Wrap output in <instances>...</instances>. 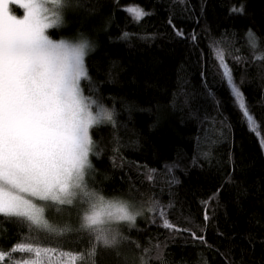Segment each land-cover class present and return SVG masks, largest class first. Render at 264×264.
I'll use <instances>...</instances> for the list:
<instances>
[{"label":"trees","instance_id":"obj_1","mask_svg":"<svg viewBox=\"0 0 264 264\" xmlns=\"http://www.w3.org/2000/svg\"><path fill=\"white\" fill-rule=\"evenodd\" d=\"M67 3L62 27L49 34L90 42L81 88L113 113L90 129L91 192L157 210L134 225L113 223L111 247L82 227L79 209L49 224L55 231L0 215V252L12 253L0 264H32L34 253L12 252L21 244L50 250L44 264H68L62 254H83L75 264H264V63L247 39L254 33L264 52V0ZM132 5L151 15L134 21L125 11ZM214 49L225 53L259 131ZM160 210L174 229L153 223Z\"/></svg>","mask_w":264,"mask_h":264},{"label":"snow or ice","instance_id":"obj_2","mask_svg":"<svg viewBox=\"0 0 264 264\" xmlns=\"http://www.w3.org/2000/svg\"><path fill=\"white\" fill-rule=\"evenodd\" d=\"M66 6L67 0H25L21 5L25 14L18 18L10 14L6 0H0V215L55 231L45 218V207L35 201L72 205L82 193L89 204L82 227L95 233L98 244L111 247L118 242L111 225H134L141 213L133 212L125 201L87 191L85 176L92 168L89 157L95 148L90 129L112 122L113 113L83 95L81 81L88 79L84 61L90 42H57L46 34L47 29L62 25ZM125 11L136 22L151 15L136 5ZM176 34L183 36V31L176 29ZM247 39L253 59L264 63L258 38L249 31ZM214 56L250 130L259 131L225 63V53L214 49ZM164 226L174 229L166 219ZM16 251L34 253L32 264H44L50 250L21 244L14 246L12 252ZM11 255L0 252V261ZM62 255L68 256V264L84 259L83 254ZM90 255L95 256V249Z\"/></svg>","mask_w":264,"mask_h":264},{"label":"rangeland","instance_id":"obj_3","mask_svg":"<svg viewBox=\"0 0 264 264\" xmlns=\"http://www.w3.org/2000/svg\"><path fill=\"white\" fill-rule=\"evenodd\" d=\"M8 3L9 11L11 15H14L18 18H23L25 14V9L21 7V5L25 2V0H15V2H11V0H6ZM68 6V3H67ZM66 6V7H67ZM65 7V8H66ZM62 27V25L60 26ZM46 34L49 36L50 39L53 41H60L65 40L70 43H77L81 39H68L66 37H52L49 34V29L46 30ZM84 95V94H83ZM87 98V97H86ZM92 99V98H89ZM94 100V99H92ZM101 105V104H99ZM103 106V105H102ZM104 107V106H103ZM105 108V107H104ZM93 110L95 111V106H93ZM87 174H90V171L86 173L85 176V183L87 191L91 192L90 186H89V176ZM38 205L45 207V218L48 221L49 224H56V225H62L63 222H68L70 219V215L76 210V212H80V214H77V216H83L86 211H88L89 204L87 202V198L83 196L82 193H78V196L74 199V202L72 205H57L53 202H41V201H35ZM132 206L133 212H140L141 215H139L136 219H142V220H149L152 217L153 211H144L142 208H138L135 210V206L132 205L130 202H127ZM79 209V210H78ZM78 210V211H77ZM161 211V210H160ZM160 211L155 215L153 218V223L164 226L165 217H161ZM54 226V225H51Z\"/></svg>","mask_w":264,"mask_h":264},{"label":"water","instance_id":"obj_4","mask_svg":"<svg viewBox=\"0 0 264 264\" xmlns=\"http://www.w3.org/2000/svg\"><path fill=\"white\" fill-rule=\"evenodd\" d=\"M167 221H168V219L167 218H165ZM169 222V221H168ZM165 227V226H164ZM165 228H167V227H165Z\"/></svg>","mask_w":264,"mask_h":264},{"label":"clouds","instance_id":"obj_5","mask_svg":"<svg viewBox=\"0 0 264 264\" xmlns=\"http://www.w3.org/2000/svg\"><path fill=\"white\" fill-rule=\"evenodd\" d=\"M83 223H84V220H83Z\"/></svg>","mask_w":264,"mask_h":264}]
</instances>
